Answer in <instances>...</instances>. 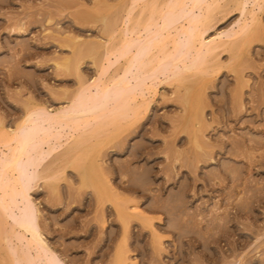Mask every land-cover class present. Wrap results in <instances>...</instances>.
<instances>
[{"label":"rangeland","instance_id":"1","mask_svg":"<svg viewBox=\"0 0 264 264\" xmlns=\"http://www.w3.org/2000/svg\"><path fill=\"white\" fill-rule=\"evenodd\" d=\"M244 1L208 0L204 38L236 29L239 13L252 8ZM126 3L0 0V130L14 133L27 110L44 109L41 122L54 134L52 114L67 111L81 86L111 77L120 83L121 64L104 76L99 70L114 40L106 31ZM258 22L260 34L240 63L219 48L209 64L214 72L192 89L201 120H188L183 83L156 81L152 97L135 99V121L107 127L94 156L97 186L82 185L60 157L67 142L31 170L35 181L21 175L51 255L21 230L32 240L28 254L39 250L43 264H115L121 252V264H264V8ZM8 253L1 242L0 264H17Z\"/></svg>","mask_w":264,"mask_h":264},{"label":"bare ground","instance_id":"2","mask_svg":"<svg viewBox=\"0 0 264 264\" xmlns=\"http://www.w3.org/2000/svg\"><path fill=\"white\" fill-rule=\"evenodd\" d=\"M155 1L149 3L145 0H127L119 18L117 16V19L111 20L113 22L106 31L107 36L113 37L114 40H110L109 45L104 47L103 61L106 65L101 64L99 74L104 76V73L108 72V66L119 63L121 73L116 76L119 77L120 83H115L114 77L106 81L99 78L91 85L79 87L69 100V107L65 109L68 110L63 112L60 109L61 112L52 114L51 122L56 127L54 134L48 133L41 122L44 109L27 110L24 120L15 127V131L13 130L14 133L0 130V245L1 242L6 245L9 256L16 258L17 264H43L39 250L34 255L28 254V250L33 246L32 240L27 239L21 230L31 234L35 239V246H40V251L45 254L50 252L41 241L38 228L33 224L34 214L26 191L28 186L24 185V189L20 185L21 175L28 174L32 179L30 181H35L39 173L33 174L31 170L42 164L50 152L67 142L68 145L60 157L62 156L68 166L78 171L82 185H96L93 174L97 167L96 162L94 163L96 148L107 136V127L115 121L122 122L116 124L117 127L135 121L134 109L139 107L134 104L136 98L141 97L142 100L152 97L156 93V81L181 82L186 87L181 97L185 109L188 110L189 117L186 116L189 122L193 119L201 120L199 113L197 114L198 103L195 105L192 89L205 83L207 76L214 72L213 65H209L214 58L213 53L216 52L215 56H218L221 51L217 55L216 50L223 48L225 52L230 53V60L236 66L247 52L249 43L260 34L258 14L264 8V0H243L252 8L239 13L241 20L237 21V28L224 33L223 36L215 35L210 39L204 38V24L212 11L208 0H157V4ZM117 20L122 24L118 30V39L114 37L119 25L116 24ZM208 29L207 27L205 30ZM79 52L80 50L72 62V70L76 74L83 55ZM127 93L131 95L130 98L129 95L126 98ZM149 99L140 102L143 104L142 102ZM188 120L185 119L186 124H189ZM196 139L194 143L200 147ZM24 183L27 182L24 180ZM118 213V216L125 220L123 209L118 208ZM7 217L13 219L8 227L5 224ZM121 253H117L116 263H122Z\"/></svg>","mask_w":264,"mask_h":264}]
</instances>
